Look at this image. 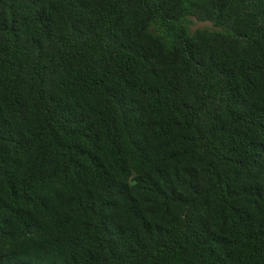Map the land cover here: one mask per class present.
<instances>
[{"label": "trees", "instance_id": "obj_1", "mask_svg": "<svg viewBox=\"0 0 264 264\" xmlns=\"http://www.w3.org/2000/svg\"><path fill=\"white\" fill-rule=\"evenodd\" d=\"M0 264H264V0H0Z\"/></svg>", "mask_w": 264, "mask_h": 264}, {"label": "rangeland", "instance_id": "obj_2", "mask_svg": "<svg viewBox=\"0 0 264 264\" xmlns=\"http://www.w3.org/2000/svg\"><path fill=\"white\" fill-rule=\"evenodd\" d=\"M202 28H210L212 29V25L209 22H201V21H196L194 19L191 20V23L189 25V29L191 31H194L196 29H202Z\"/></svg>", "mask_w": 264, "mask_h": 264}]
</instances>
